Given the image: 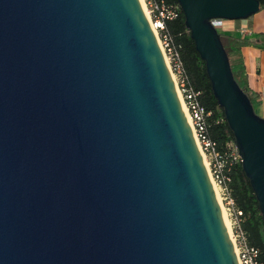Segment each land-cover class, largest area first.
<instances>
[{"label": "water", "instance_id": "obj_1", "mask_svg": "<svg viewBox=\"0 0 264 264\" xmlns=\"http://www.w3.org/2000/svg\"><path fill=\"white\" fill-rule=\"evenodd\" d=\"M264 220V117L211 19L176 0ZM0 264H238L140 0H0Z\"/></svg>", "mask_w": 264, "mask_h": 264}, {"label": "built area", "instance_id": "obj_2", "mask_svg": "<svg viewBox=\"0 0 264 264\" xmlns=\"http://www.w3.org/2000/svg\"><path fill=\"white\" fill-rule=\"evenodd\" d=\"M178 4L166 0H145L144 9L161 46L170 72L175 80V86L199 147L211 181L217 185L221 199L225 200L231 222L230 236L238 264H264V253L261 249L249 242L247 232L242 226L243 213L236 206L231 195L230 182L232 180L233 162H241L234 142H227L230 149L229 156L225 157L216 140L209 133V119L212 111L207 109L201 101V90L196 89L189 79L185 69L180 45L168 28V22L177 16ZM223 19H211L217 29ZM225 120L218 116L216 122Z\"/></svg>", "mask_w": 264, "mask_h": 264}, {"label": "trees", "instance_id": "obj_3", "mask_svg": "<svg viewBox=\"0 0 264 264\" xmlns=\"http://www.w3.org/2000/svg\"><path fill=\"white\" fill-rule=\"evenodd\" d=\"M166 1L178 4L176 0ZM258 1L260 2V9L264 8V0ZM168 28L174 36L176 42L181 46L180 52L182 60L191 83L196 89L201 90V101L207 109L212 111V116L209 119V133L211 137L217 141L219 148L224 153L225 157H227L230 154L227 142H234L233 135L225 120L219 123L216 122V118L218 116L221 115V117H223V112L217 105L214 98L210 82L206 74L204 61L200 58L195 48L194 41L190 37L189 31L185 26L184 16L180 8L177 9L176 18L168 22ZM221 39L228 53L234 77L241 88L247 92L255 108L259 101L252 97L246 88L240 73L242 65L234 62V57L237 56L239 49L244 45L252 43L251 39L246 36L238 38L222 34ZM230 188L231 195L235 200L236 206L241 209L243 213L242 226L247 232L249 242L252 245L259 247L262 253H264V220H262L258 202L248 179L242 171L240 162H233Z\"/></svg>", "mask_w": 264, "mask_h": 264}, {"label": "crops", "instance_id": "obj_4", "mask_svg": "<svg viewBox=\"0 0 264 264\" xmlns=\"http://www.w3.org/2000/svg\"><path fill=\"white\" fill-rule=\"evenodd\" d=\"M218 30L222 35L251 39L252 43L239 49L234 62L242 65L246 88L259 101L255 111L264 117V8L246 19L224 20Z\"/></svg>", "mask_w": 264, "mask_h": 264}, {"label": "rangeland", "instance_id": "obj_5", "mask_svg": "<svg viewBox=\"0 0 264 264\" xmlns=\"http://www.w3.org/2000/svg\"><path fill=\"white\" fill-rule=\"evenodd\" d=\"M143 1V5L145 4V0ZM218 195H219V203L221 205V208L223 209V213L225 214V218L227 219L228 224H230V230H231V222H230V217H229V211L226 209L227 205L225 204V200L221 199V194L219 193L218 189Z\"/></svg>", "mask_w": 264, "mask_h": 264}, {"label": "bare ground", "instance_id": "obj_6", "mask_svg": "<svg viewBox=\"0 0 264 264\" xmlns=\"http://www.w3.org/2000/svg\"><path fill=\"white\" fill-rule=\"evenodd\" d=\"M141 1V4H142V6H143V8H144V5H143V1L142 0H140ZM173 79H174V77H173ZM174 82H175V80H174ZM182 103V102H181ZM182 106H183V104H182ZM183 109H184V107H183ZM184 111H185V109H184ZM185 114H186V112H185ZM187 116V115H186ZM187 120H188V116H187ZM201 155H202V153H201ZM203 156V155H202ZM204 160V159H203ZM212 182V181H211ZM212 186H213V189H214V191H215V193H216V195H217V198H218V200H219V195H218V187H217V185H215L213 182H212ZM222 209V208H221ZM222 212H224L223 211V209H222ZM223 217H224V220H225V223H226V225H227V229L229 230V232H230V224H228V222H227V219L225 218V214L223 213Z\"/></svg>", "mask_w": 264, "mask_h": 264}]
</instances>
